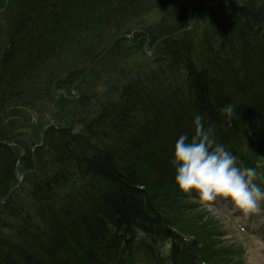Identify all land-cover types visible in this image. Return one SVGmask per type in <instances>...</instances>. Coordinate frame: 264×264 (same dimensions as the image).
I'll return each mask as SVG.
<instances>
[{
	"label": "trees",
	"instance_id": "1",
	"mask_svg": "<svg viewBox=\"0 0 264 264\" xmlns=\"http://www.w3.org/2000/svg\"><path fill=\"white\" fill-rule=\"evenodd\" d=\"M209 1L18 0L0 15V24L18 31L13 37L3 30L10 39L0 47V139L12 143L0 144V198L16 184L17 156L20 171L32 170L35 158V169L0 205V264H121L125 257L135 264L132 249L144 264H239L226 246L218 248L215 221L204 220L177 188L170 163L174 143L182 134L191 138L201 114L216 143L264 176V0H218L208 15L190 18L192 30L162 39L166 21L186 25L187 15ZM36 18L41 30L25 37L20 26ZM243 19L262 28L244 46L229 34ZM134 28L144 32L117 39L83 78H116L107 92L69 104L60 96V112L51 110L50 67L56 82L69 86ZM158 38L146 56V39L150 48ZM246 46L254 55L241 60ZM25 103L35 111L19 123L36 125L22 128L31 134L21 141L12 123H2L16 121ZM228 105L231 120L221 111ZM73 111L77 122L65 130L49 126L30 153L42 128L59 127ZM63 146L75 157L59 160ZM163 243L166 252L156 247Z\"/></svg>",
	"mask_w": 264,
	"mask_h": 264
},
{
	"label": "clouds",
	"instance_id": "2",
	"mask_svg": "<svg viewBox=\"0 0 264 264\" xmlns=\"http://www.w3.org/2000/svg\"><path fill=\"white\" fill-rule=\"evenodd\" d=\"M221 111L231 120L233 106ZM203 120V115L196 114L191 138L182 134L174 143L170 163L177 188L186 194L196 193L200 203L227 199L245 217L264 211V188L256 182L264 176L255 168L238 166L236 156L216 143L211 126L205 128Z\"/></svg>",
	"mask_w": 264,
	"mask_h": 264
},
{
	"label": "bare ground",
	"instance_id": "3",
	"mask_svg": "<svg viewBox=\"0 0 264 264\" xmlns=\"http://www.w3.org/2000/svg\"><path fill=\"white\" fill-rule=\"evenodd\" d=\"M191 1H193V0H191ZM17 2H18V0H0V15L2 13H3V15H6L5 12L7 13L8 11H9V13H12L14 11V8H12V6L15 5V4H17ZM213 5H215V4H213L212 2H205L204 5H203V8L198 9V11H192V12H190L187 15V17L185 18L186 25H184L183 23H179V22L175 23L174 20H172L169 23L166 21L167 25H165V26L166 27L167 26L169 27V31L166 32L164 34V36H162V39L163 38L164 39H166V38L169 39V38H172V37L174 39V38L177 37L178 34L183 33V32H188V31L192 30L193 29V25H192V23H189L188 22L190 20V17L193 16V15H203V16L208 15V13L210 11V7L213 6ZM15 11H16V9H15ZM220 15H221V13L219 14V17H218L219 20L218 21L223 20V19H221V16ZM17 18H19V17H17ZM36 19L38 20V18H36ZM240 21H241L240 22L241 24L239 25V27L234 28V30L236 29L237 32L234 33V31H229V34H231V36L234 37L235 41H240L241 42V40H243L242 43H243V46H244L245 43H246V39L247 38L254 37L253 31H254L255 27H256L255 32L261 31L262 28L259 26V21H252V22H250L249 19H243V20H240ZM41 22H42V19L40 18L38 21H34L32 23V25H29V26L25 25L24 27H22V26L19 25L20 26V30L19 31L22 32L25 37L32 39V38H34V35H32L29 31H31V32L32 31H34V32L40 31L41 30V28H40ZM252 24L253 25H256V26H252ZM12 25H16V22L12 23ZM171 25L175 26L176 28L175 27L174 28L171 27ZM15 28L18 29V26H16ZM241 29L242 30L245 29V32L242 33L241 32ZM3 30L9 31L12 34L13 37H15V35H17V33H18V31H15L14 32L13 28L10 29L9 28V25L0 24V47L2 45L7 44L8 39H10L8 37L10 35L3 33ZM120 37H122V36L119 35L117 38L119 39ZM210 37L211 36H209V40H210L211 44H213V42H212L213 41V38H210ZM159 40H160V38H158L156 40L157 43H158ZM156 44L154 45V43H152V45H154V46L152 47L153 51L151 52V54H154ZM246 50H247V52L243 53ZM106 51L107 50H104L100 55H98L94 59H98L99 60L100 58H103L104 55L107 53ZM253 51L254 50L251 47L246 46V48L243 49V52H240L239 53V54H242L241 60H244L246 58L248 59V56H247L248 54L250 56L249 58H252V56L254 55L252 53ZM48 72L50 73V78L48 80H46V81H47V83L50 84L49 87H48L50 94L51 95H53V94L58 95L59 94V91H61V94L59 96H61L62 98H64L65 99V102L67 104L71 103L74 100H79V99L90 101L93 96L100 94L99 88L96 87V85H99V84H101V82H103L102 81V78H103L102 75H101L100 79L99 78H95V77L94 78H90V79H83L84 76L82 74H80L79 78L82 79V80L77 79L74 82H72L69 86H66L65 83H63V82L62 83H60V82L58 83V81L56 82L57 79H55L53 77V74H54V76H56L55 75V71L54 70L52 71L51 67H50V70ZM51 72H53V74H51ZM112 81H113L112 83H116L117 82V79L113 77L112 78ZM68 82H71V81H68ZM84 84H85V86H83V88H81V85H84ZM91 88H96V90L99 93L97 91H95L94 94H93V92L92 93H88L87 92V89H91ZM52 92H53V94H52ZM58 99L59 98L57 96L56 99L51 104V107L50 108L53 111L55 110L57 112H60L59 104H58ZM29 107L30 106L27 103H25V107L24 108L22 106L19 107V109H21V111L19 110L20 112L17 113V114H15V115H17L15 118H16V121L18 123L19 122L20 123L25 122L27 120V118H28V115L27 114H32L35 111L33 107H30V108ZM72 115L73 116H71L69 118V121H68L69 122V125L68 126H70V127L72 126L73 122H77V120L76 121H73V119H76L77 118V116H76L77 113L76 112H73ZM258 116L260 118H263L264 117V113H259ZM11 122H12L11 119H7V121L5 123H2V124L3 125H7V124H11ZM136 141H137V139H136ZM0 144L9 147L8 146V142L5 141V140L0 139ZM49 146L52 148L54 145L53 144H50ZM76 149H77V152L83 151L82 147H78ZM58 150L60 151V153H58V155H57V157H58L59 160H65V159H70V158L75 157V153L72 152V151H70V150H68L67 147H64L63 149H58ZM30 158H31V161H30L31 164L33 166H35V161H34L35 158H33L32 155H31ZM23 162H26V159ZM21 164H22V161L21 160H18L16 158V161H15V164H14V170L17 169V168H19L21 166ZM10 190H11V192L9 193V196L15 191V187L14 188L11 187L10 189H8L7 192L4 194V196L6 194H8V192Z\"/></svg>",
	"mask_w": 264,
	"mask_h": 264
},
{
	"label": "rangeland",
	"instance_id": "4",
	"mask_svg": "<svg viewBox=\"0 0 264 264\" xmlns=\"http://www.w3.org/2000/svg\"><path fill=\"white\" fill-rule=\"evenodd\" d=\"M238 57H240V54H238ZM102 81L101 84L96 85L100 94L107 92L112 85V81H109L105 76ZM95 91H97L96 88L87 89L88 93H95ZM44 114V112H38V115H41L40 117H43ZM11 123L12 128L20 134L18 137L21 141L29 140L27 137L30 133V129L25 130L22 128H27L31 125L35 128L36 125V122H29L22 127L17 121ZM134 125L131 124L129 128L126 127L127 137H130ZM7 128L9 127L7 126ZM142 129L144 128L142 127ZM196 204L197 209L201 210L204 220L208 217L211 218L209 221H215L216 233L219 234L218 248H221V245H227L230 252L235 251V253L242 255L240 259L244 264H264V211L245 217L229 200L224 198H219L217 201L208 202L207 204L200 202ZM192 205L194 204L192 203ZM262 207H264V202H262ZM164 248H167V245Z\"/></svg>",
	"mask_w": 264,
	"mask_h": 264
},
{
	"label": "water",
	"instance_id": "5",
	"mask_svg": "<svg viewBox=\"0 0 264 264\" xmlns=\"http://www.w3.org/2000/svg\"><path fill=\"white\" fill-rule=\"evenodd\" d=\"M109 48H110V46H109L106 50H108ZM95 61H96V60H95ZM95 61H94V62H95ZM94 62H93V63H94ZM93 63H92V64H93ZM92 64L88 67L87 70L90 69V67L92 66ZM87 70H86V71H87ZM83 75H84V74H83ZM10 192H11V190L8 192V194H6V196H5L4 198H6V197L9 195Z\"/></svg>",
	"mask_w": 264,
	"mask_h": 264
}]
</instances>
